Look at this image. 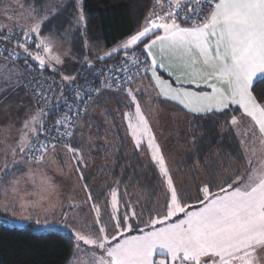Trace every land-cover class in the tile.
<instances>
[{
	"label": "snow or ice",
	"instance_id": "6c2138e0",
	"mask_svg": "<svg viewBox=\"0 0 264 264\" xmlns=\"http://www.w3.org/2000/svg\"><path fill=\"white\" fill-rule=\"evenodd\" d=\"M66 6L62 2L39 17L35 15L39 10L33 7L29 9L28 18L34 23L30 28H19L18 32H22V36L17 39L18 32L13 29L0 34V39L6 42L15 40L13 50L5 59L15 61L23 54L25 69L32 71V65L28 62L31 59L40 69L52 68L56 71L52 62L60 65L63 61L59 55L52 54L53 42L41 33L44 25L59 15ZM75 10L76 24L85 25L82 0H75ZM157 32L160 34L157 35ZM150 34L154 38L144 43ZM33 44L35 52L29 50ZM140 44H143L142 51L146 53L144 61L134 52L132 57L128 56V51ZM120 50H125V56L121 58L122 67L115 71L129 72L128 64L139 71L143 63V71L151 70L155 87L159 90L157 95L177 101L191 113H224L230 106H238L240 116L233 115L227 123L237 128L236 134L241 137L240 144L247 170L241 171L235 179L232 176L239 169L225 173L220 179L222 186L216 192L211 191V182L205 184L199 190L203 198L198 199L196 205L182 203L183 198L173 186L150 122L137 100L135 93L140 89L127 87L135 80V75L129 74L126 80L117 79L114 83H109L108 78H97L101 87L74 92L75 101H82L84 95H87L89 101L94 103L93 95L98 96L104 88H123L131 104L135 105L134 113L123 114L128 121L127 126L134 144L139 149L147 142L151 159L157 163L160 173L166 178L170 199L166 204V215L150 217L149 222L139 228V234L132 235L131 232L136 229L129 220L136 213H126L122 218L116 214L117 191L113 189L111 201L114 213L111 219L115 222V235L109 234L105 226L99 227L98 235L93 234L95 225L100 224V208L95 204V224L86 225L87 232L72 227L75 220L60 225L74 237L73 257L78 258V264H264V0H153V6L140 28L117 47L98 54L95 59L104 60ZM157 54L160 60L157 59ZM148 60L151 61L150 65L147 64ZM164 60L168 61L169 66L185 70L175 77L177 83L182 79L185 84L202 82L211 91L194 92L186 88H174L156 72L157 67L165 68L162 62ZM83 63L87 64L89 70L94 67L87 58ZM171 74L170 72L169 75ZM185 76L191 79L184 78ZM62 78L68 83L76 80L75 76ZM29 79L34 83L30 84ZM5 81L9 86L23 82L33 89L36 97L38 109L24 121L17 141L20 153H27L29 149L35 148L34 153L28 154L29 160L43 161L49 147L55 153V140L60 138L46 137L37 147L36 132L63 129V134L71 137L74 134L71 129L80 119V113L87 115L86 109L61 113L54 124L46 129L47 117L63 99V91L56 96L54 104L50 102L51 87L43 88L34 76L25 78L19 69L10 68L7 64L0 65V82ZM254 91L260 94L259 99L253 94ZM66 106L71 108L70 103ZM244 117L250 123L241 132L238 125ZM65 148L76 162L84 163L79 149L69 144H65ZM10 151L13 154L11 162L6 160L4 167H0V173L4 175H8L7 170L14 165L24 162L23 157L16 159L15 147H11ZM76 170L80 172L79 168ZM83 178L81 173L80 179ZM3 182L0 177V183ZM18 183V179L12 180L6 185V190L10 189L13 194H18ZM84 189L89 192L88 200L92 201L87 185H84ZM30 203L35 206L34 202H26L21 198L20 206L27 210ZM4 207L7 208L8 205L5 204ZM173 218L175 222H171ZM65 220L67 221V213ZM82 245L90 246L93 250L88 251ZM154 253L164 254L167 260L156 261Z\"/></svg>",
	"mask_w": 264,
	"mask_h": 264
},
{
	"label": "trees",
	"instance_id": "16d2710c",
	"mask_svg": "<svg viewBox=\"0 0 264 264\" xmlns=\"http://www.w3.org/2000/svg\"><path fill=\"white\" fill-rule=\"evenodd\" d=\"M20 1L30 9L35 7L39 10L36 13L44 15L47 10L50 11L52 7L60 4V1L56 0ZM74 1H65L66 8L51 19L49 23L57 25L59 22L61 23L64 17L65 21H69V16L74 8ZM82 3L86 24L83 27L80 25L79 31L82 29L80 33H75V36L80 39L77 46L80 44L82 46L81 59L83 60L81 63L85 58L95 59L98 54L114 47L137 31L144 21L147 10L153 4V0H82ZM0 27L3 30L13 29V31L18 32L17 29L5 27L1 23ZM44 29H47L45 25ZM18 34L22 35V32H18ZM151 36L150 34L144 43ZM0 44L5 45L1 40ZM142 45L140 44L135 48H142ZM124 51L120 50L111 57L97 60L104 62L118 57ZM0 58L6 60L3 57ZM6 61L18 65L25 78H28V74L32 71L49 72L58 80L59 94L63 91V95L73 87L74 83L65 82L62 76L69 77L81 65L80 63L70 73L63 74L58 70L53 71L52 68L40 69L37 63L31 59L28 62L32 65V71L29 72L24 68L23 54L15 61ZM25 90L35 104L33 96L27 89ZM125 93L123 89L119 91L105 90L96 96L95 102L91 101L86 108L87 115L83 114L79 119V122L82 120V124H88L90 128L80 127L78 122L68 143L72 142L74 146H77L78 144L75 143L78 142L79 137L81 142H87L96 137L100 139L106 136L108 139L106 141L107 146H104L100 155L101 159L99 157L100 162H96V168L93 172L94 174L101 172V175L95 180L92 173V176L85 177V181L88 184L95 183L91 190L104 192L107 188H109L108 190L116 188L119 192L131 193L133 202L138 203L139 212L144 210V215L141 216L144 217L153 215L157 211V207L166 204L168 199L164 195L163 177L149 156L147 148H132L131 140L125 134L122 123L115 114L116 110L114 114L109 115L104 111L109 106L103 100L105 101L108 96L114 99L117 97L116 94H119L122 101H117L118 103L123 102L121 103L123 105L126 101ZM253 94L257 95L258 99L260 98L257 91H254ZM124 106L131 107L126 104ZM36 107L38 108L37 105ZM227 122L228 119L223 116V113H213L195 116L191 119L174 118L173 123H171L177 124L176 128L180 129L179 135H169L170 141L167 140L166 145H168L169 150L167 152L170 153L171 157L174 156L170 166L173 170L172 176H177V187L183 198L182 203H186L188 198L193 202L196 201L202 194L199 191L200 188L209 182H211V191L216 192L218 187L222 186L220 179L225 173L231 172L233 169L241 171V146L235 132ZM93 127L98 128L99 132L93 131ZM39 132L35 133L36 137ZM81 133L83 134L80 136ZM96 141L102 143L104 140ZM184 143L185 145L180 147ZM171 144L174 145V147L172 146L173 153L169 149ZM233 163H236V166H233ZM237 173L238 171L235 174ZM233 178L235 177L232 176ZM27 225L17 227L0 219V264H68L75 245L71 235L58 228L35 231Z\"/></svg>",
	"mask_w": 264,
	"mask_h": 264
},
{
	"label": "rangeland",
	"instance_id": "374dc122",
	"mask_svg": "<svg viewBox=\"0 0 264 264\" xmlns=\"http://www.w3.org/2000/svg\"><path fill=\"white\" fill-rule=\"evenodd\" d=\"M56 1H60L61 4L62 2L64 3L67 0ZM73 6L74 8L69 16V21H65L64 17L61 23L59 22V24L57 25L50 24L48 22L45 24L47 29H43V32L41 33L42 36L49 37L53 42L54 47L52 54L59 55L63 62L60 65H55L54 61L52 63L55 68L61 71L63 74H67L73 71L82 55L81 44L80 46H77V44L80 42V39L78 38V36H75L76 32L80 33L82 31V29L81 31H79L80 25L78 26L76 24L75 1L73 2ZM29 9L30 8L22 4L20 0H0L1 25L10 28L13 27L17 30H19V28L21 27H23L24 29L30 28L34 21L28 18ZM35 15L39 17L44 14L35 13ZM9 17H11V19H9ZM4 64H7L10 68H17L23 73L18 65L0 58V65ZM5 83L7 84L6 81L0 82V140L4 138V142L0 144V147L5 148L4 150L0 149V167H4L6 160L8 162H11L13 158V154L10 151L11 147L16 148V159H20L21 157H23L24 162L18 165H14L12 169H8V175L0 173V177H2L4 181L3 183H0V219L4 220V222L8 223L9 225L17 227H23L29 224L27 226H30L35 231L53 229L64 223L61 221L64 214L63 211L64 209L65 211H67L70 208L68 205L66 206L67 202H69V205H72V210H75L74 208H78L80 210V206L78 205V202L80 201L79 198L71 201L69 200L72 196V191L73 189H75V191L80 189V191H77L76 193H80L81 197H84L85 195L87 196L89 194V192L85 191L83 185L84 178L87 176L85 170L90 171V168L92 166H96V162H100L99 157L104 150V146H107L106 141L108 139L105 136L101 137L100 139L99 137H96L93 138V140L81 142L79 137L77 139L78 142L75 143L78 144L77 146H74V143L72 142L67 143L71 145V147L80 150V152L82 153V159L84 161L83 164L78 163L73 159L72 154L69 153L65 148V144L56 146L55 153H53L52 149L50 148V150H48L47 154L45 155L44 160L41 162L29 160L27 153L19 152L20 145L17 143V141L20 138V133L24 121L31 115H33L38 108L23 87L22 82L19 85L13 86H9L8 84L6 85ZM130 87L133 89H140L135 93L137 96V100L140 102L142 111L145 113L150 122L152 133L155 136L156 143L160 146L161 153L165 159V164L168 169V173L173 180V186L176 188L180 195V191L177 187V176H172L173 170L172 166H170L174 156L171 157L170 153H168V145H166L167 142L170 141L169 135H179L180 129L176 128L177 124H171L173 123L174 118L165 117L168 114L165 106H168V104H166V102H163L161 97H157L151 88H149L148 86L143 87L140 83L133 84ZM116 95L117 97H115L114 99L108 96L105 101L103 100V102L109 106V108L104 111L107 115H109L114 114L116 110L115 114L119 117L125 134L130 138L132 148L137 149L127 126L128 121L124 118L123 115L126 112L134 113L135 105L131 104L130 98L127 97V95L125 96L126 101L124 104L131 107L127 108L124 106V104L121 105V103L123 102L118 103V101H122V97H120L119 94ZM88 110L90 111V109ZM84 124L85 123L82 124V120L79 122L80 127L90 128L88 124ZM93 131L99 132V129L93 127ZM85 133H88V131H85ZM82 134L83 133H81L80 136ZM96 140L104 141L102 143H98ZM184 145L185 143L180 145V147ZM172 146L174 147V145L171 144L169 146V149L170 152L173 153ZM142 147L147 148L149 156L151 157V152L147 147L146 141L141 145L140 148ZM6 156H8L7 159ZM155 164L157 166V169L159 170V166L156 162ZM77 168L80 169V172H77ZM246 170L247 169L245 168V171ZM81 173L83 174V179H80ZM95 175V177H97L98 173H95ZM160 175L163 177L162 180L165 186L164 195L167 196V199L169 200L170 192L167 188L166 178L161 173ZM14 179H18L19 181L17 186L18 194H13L10 189L6 190V185H8L9 182ZM104 188L106 189V187ZM108 189L109 188H107L106 191ZM91 192L92 195H95L93 193L98 194L99 198L102 195L101 191L98 190H93ZM21 198H23V200L26 202H34L35 206H32V204L30 203L27 210L23 209L20 206ZM202 198V194L194 202L189 200L188 198V201H186V203L184 204L196 205L197 200ZM5 204L8 205L7 208L4 207ZM166 204L159 205L157 207V211H155L153 215L150 214L141 217L142 215H144V210H140L138 214L139 227L143 228L144 225L149 222L150 217L157 218L166 215ZM52 210H54L53 214H51ZM71 214H74V212H71ZM125 214L126 212L124 213L123 211H121L120 218H122ZM24 217H30V219H25ZM37 221H39V223H37ZM51 221H56L57 223H46ZM171 222H175V218H173ZM129 223H131L133 227H135L134 224L136 223L134 220H129ZM141 223H143V225ZM159 226L160 225H157V227ZM63 231L69 233V230ZM161 255L163 256H159V254L154 253V259L156 261H159L161 259L167 260V257L164 254Z\"/></svg>",
	"mask_w": 264,
	"mask_h": 264
},
{
	"label": "crops",
	"instance_id": "0c3cea01",
	"mask_svg": "<svg viewBox=\"0 0 264 264\" xmlns=\"http://www.w3.org/2000/svg\"><path fill=\"white\" fill-rule=\"evenodd\" d=\"M183 26H188V25H183ZM156 34L159 35L160 32H157ZM153 38L154 37L151 36L147 41H145V43H147L149 40H151ZM125 39L120 41L114 47H117ZM114 47H112V48H114ZM112 48L104 51L103 53L109 52ZM142 49H143V45H142ZM145 55H146V53H145ZM157 59L160 60L159 54H157ZM82 60L83 59H80L78 61L77 65L74 67V69L78 67V65L81 63ZM162 62L165 64V68L157 67L156 68V72L161 77V79L167 80L174 88H186V89H188L190 91H194V92H210L211 91V89L208 88L202 82L192 83V84H185V83H183V79H182L180 83H177L175 77L177 75H180L181 72H183L185 70L182 69V68H178L176 66H169L167 60H164ZM150 64H151V61L148 60V65H150ZM59 72H61V71H59ZM170 72L172 73L171 75H169ZM184 78L191 79V77H188V76H185ZM136 83H140L143 87L148 86L149 88L152 89V91L155 93V95L157 97H161L163 102H166V104H168V106L167 105L165 106L166 111L168 112L167 116H165L167 118H186V119H191V118H193L195 116L205 115V114H200V113H191L187 109H185L182 105H180L177 101L170 100V99H165L162 96H158L157 93H158L159 90L155 87V81L152 79L151 70H148L146 72L145 76L142 77L139 81L135 82V84ZM233 115H237L238 117L240 116V111L238 109V106H236V105L230 106V108L223 113V116L225 118H227L228 121H230V119H231V117ZM249 123H250V121H249V119L247 117H244L243 119H241L240 124L238 125L239 130L241 132H243L247 128ZM229 126L235 132V135H236V137H237V139L239 141V144H240L241 137L237 136V134H236L237 128H233L230 124H229ZM3 142H4V138L2 140H0V144H2ZM240 146H241V144H240ZM0 149L4 150L5 148L0 147ZM48 150H50V149H48ZM241 150H242V163H241L240 166L242 168L241 171H245L246 161L244 159V154H243L242 147H241ZM7 158H8V156H6V159ZM233 166H236V163H233ZM95 168H96V166H92L90 168V171L89 170H85V172L87 174L86 177H88V175H91L95 171ZM241 171H238V173L233 175V176L235 177L236 175H240ZM95 173H98V172H95ZM92 175L94 177L96 176L94 173ZM100 175H101V172H99L98 176L95 177L94 179H96V178L98 179V177H100ZM233 179H235V178H233ZM84 181H85V178H84ZM83 185H87L88 189L90 190V194L93 197V200L92 201L88 200V195L89 194L87 196L85 195L84 197H81L80 193H76L77 191H80V189H78L77 191H75V189H73L72 194H71L72 196L70 197L69 200L71 201V200H75L76 198H79L80 201L78 202V205L80 206V210L78 208H74L75 210H72L71 207L67 211H65V209H64V211H63L64 214H63V217L61 219L62 222L65 223V222H69V221L71 222V221L75 220L76 223L72 224V227L76 228L78 231L87 232L86 225H94L95 224L96 213L93 211V204H95V205H98L99 208H100V224L99 225H95V231H94L93 234L98 235L99 234L98 233L99 232V227L105 226V227H107L109 234L115 235V231H114V223L115 222L111 219V217H112V215L114 213V209L112 207V201H111V192H112L113 189H115L117 191V208L115 209L116 214L119 217H121V211H123L124 213L126 212L128 214H130L131 212L134 211L136 213V216L135 217H131L130 216V220L131 221H133V220L135 221L136 224H134L135 225L134 228L136 230L132 231L131 234L132 235H136V234L139 233V228L140 227H139V224H138V218H139V215H138L139 214V210L137 208L138 203L137 202H133V200H132L133 197H132L131 193H129L127 191L119 192L116 188H113V189L101 192L102 195L99 198L98 194L93 193L95 195H92V192H91V191H93V190H91V187H93L95 185V183L94 184H88L85 181L83 183ZM68 203L69 202H67L66 206L67 205L69 206ZM71 212H74V214H71ZM53 213H54V210H52L51 214H53ZM65 213H67V220H69V221L65 220ZM141 224L143 225V223H141ZM55 228L68 231V229L60 227V225L55 227ZM68 234L72 235V233L70 231H69ZM74 247H75V245H74ZM82 247H85L88 251H92L93 250V249L90 248V246H83L82 245ZM95 251L97 252V254H99V250L98 249H96ZM159 256H163V255L159 254ZM68 264H78V258H74L73 257V251H72V254L70 256Z\"/></svg>",
	"mask_w": 264,
	"mask_h": 264
},
{
	"label": "built area",
	"instance_id": "2783aa9c",
	"mask_svg": "<svg viewBox=\"0 0 264 264\" xmlns=\"http://www.w3.org/2000/svg\"><path fill=\"white\" fill-rule=\"evenodd\" d=\"M153 6V4L150 6V8ZM149 8V9H150ZM149 9L147 10L146 14L148 13ZM145 14V16H146ZM145 18V17H144ZM7 30H3L0 27V34L6 32ZM22 36L20 34H18L17 39ZM5 45L0 44V57L6 58L9 55V52H11L13 50V45L15 43V40H13L12 42H6L3 39H0ZM30 51L35 52L36 48L35 45H31L29 48ZM142 48H134L131 51H128V56L132 57L133 56V52L135 53V55L137 57H139V59L141 61H144L146 58L145 53H143ZM43 53L42 49H41V54ZM125 56V51L123 53H121L118 57L113 58V59H109L107 61L104 62H99L97 59L94 58H89L88 60L92 61L94 67L89 70L87 64L81 63V65L78 67V69L73 72L72 74L69 75V77H76V80L73 84V87L65 94L63 95V99L59 102L58 107L53 108L51 114L47 117V124L45 125V128L47 129L48 126L54 124L56 118L58 117L59 114L64 113V114H68L70 112L73 111H77L79 109H86L88 104L91 102L88 99L87 95H84L83 100L82 101H75V98L73 96V93L83 89L85 92L87 91L88 88H100L101 84L98 82V79H104V78H108V82L109 83H114L117 79H119L120 81H124L127 79V76L129 74H133L135 75V80L131 83L134 84L135 82H137L138 80H140L142 77L145 76L147 71H143L142 69L145 67V65L142 63L140 65V70L138 71L137 68L133 67L131 64H128L127 67L129 68V72H117L115 71V69L121 68L122 67V63H121V58ZM148 64V61H147ZM111 66V67H109ZM138 71V74H136ZM30 72V71H29ZM93 73H95V76L93 75ZM35 77L40 81V84L43 88H49L51 87L52 89V100L50 102L54 103L56 102V96H58L59 94V83L58 80L56 79L55 76H53L52 74H50L47 71H32L28 74V78L30 77ZM28 82L34 83V81L32 79H29ZM131 84L127 85L130 86ZM23 86L25 89H27L30 94L33 96L34 101L36 99V97L34 96L33 93V89L30 87H27L24 83ZM123 88H119L117 89L115 86L112 88H104L103 91L105 90H109V91H119ZM97 95H93V99L96 97ZM71 104V108H68L66 105L67 104ZM36 104V103H35ZM37 105V104H36ZM83 112L80 113V118L82 117ZM73 119L75 120L76 118L73 117ZM79 120L76 122V125L73 129H71L73 132L78 124ZM63 129L60 130H51L50 132H39V134L37 135L38 141H37V147L39 146V142H44L46 140V137L48 139H51V137H60L59 139L55 140V145L56 146H60V145H64L67 144L69 139L71 137L69 136H65L63 134ZM51 148V147H49ZM35 152V148L29 149L28 154L30 153H34Z\"/></svg>",
	"mask_w": 264,
	"mask_h": 264
}]
</instances>
